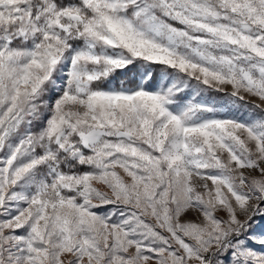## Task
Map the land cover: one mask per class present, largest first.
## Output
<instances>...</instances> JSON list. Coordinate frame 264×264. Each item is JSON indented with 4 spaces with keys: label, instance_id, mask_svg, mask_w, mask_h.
I'll list each match as a JSON object with an SVG mask.
<instances>
[{
    "label": "snow or ice",
    "instance_id": "1",
    "mask_svg": "<svg viewBox=\"0 0 264 264\" xmlns=\"http://www.w3.org/2000/svg\"><path fill=\"white\" fill-rule=\"evenodd\" d=\"M0 264H264V0H0Z\"/></svg>",
    "mask_w": 264,
    "mask_h": 264
}]
</instances>
